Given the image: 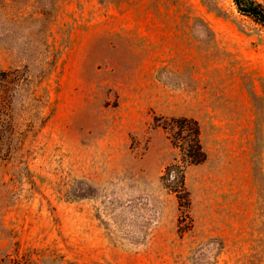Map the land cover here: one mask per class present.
<instances>
[{
	"label": "rangeland",
	"instance_id": "rangeland-1",
	"mask_svg": "<svg viewBox=\"0 0 264 264\" xmlns=\"http://www.w3.org/2000/svg\"><path fill=\"white\" fill-rule=\"evenodd\" d=\"M3 71L0 264H264V27L234 0H0ZM170 116L207 153L186 217Z\"/></svg>",
	"mask_w": 264,
	"mask_h": 264
},
{
	"label": "trees",
	"instance_id": "trees-1",
	"mask_svg": "<svg viewBox=\"0 0 264 264\" xmlns=\"http://www.w3.org/2000/svg\"><path fill=\"white\" fill-rule=\"evenodd\" d=\"M237 10L264 27V3L258 0H234ZM0 88V147L3 159L12 157L16 149V123L11 114V95L6 83L7 72L3 71ZM168 134L172 143L181 151V163L167 167L163 176L164 184L177 193L182 207V217L187 216L188 192L186 190L185 166L197 164L207 158L201 137L200 122L188 116H170L160 118L159 124Z\"/></svg>",
	"mask_w": 264,
	"mask_h": 264
}]
</instances>
